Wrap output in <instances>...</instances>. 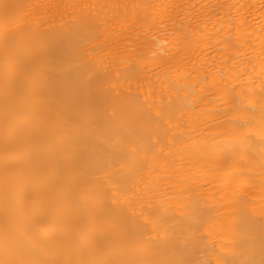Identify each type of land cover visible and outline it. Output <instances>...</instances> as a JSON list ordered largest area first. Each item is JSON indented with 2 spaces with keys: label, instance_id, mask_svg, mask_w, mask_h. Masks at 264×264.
<instances>
[{
  "label": "bare ground",
  "instance_id": "1",
  "mask_svg": "<svg viewBox=\"0 0 264 264\" xmlns=\"http://www.w3.org/2000/svg\"><path fill=\"white\" fill-rule=\"evenodd\" d=\"M0 264H264V0H0Z\"/></svg>",
  "mask_w": 264,
  "mask_h": 264
}]
</instances>
